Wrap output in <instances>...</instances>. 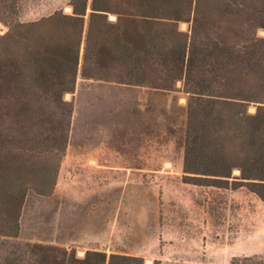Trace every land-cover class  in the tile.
Returning a JSON list of instances; mask_svg holds the SVG:
<instances>
[{
    "label": "trees",
    "instance_id": "16d2710c",
    "mask_svg": "<svg viewBox=\"0 0 264 264\" xmlns=\"http://www.w3.org/2000/svg\"><path fill=\"white\" fill-rule=\"evenodd\" d=\"M19 2L0 0V264H144L18 241L28 193L56 185L75 109L64 96L78 78L161 92L181 82L182 181L231 180L264 203V0H69L71 14L28 23Z\"/></svg>",
    "mask_w": 264,
    "mask_h": 264
},
{
    "label": "rangeland",
    "instance_id": "374dc122",
    "mask_svg": "<svg viewBox=\"0 0 264 264\" xmlns=\"http://www.w3.org/2000/svg\"><path fill=\"white\" fill-rule=\"evenodd\" d=\"M68 3L20 0L19 21L71 14ZM6 32L0 24V36ZM180 89L181 82L161 92L78 78L64 96L75 109L56 185L47 197L28 193L18 241L72 248L77 257L91 249L137 256L144 264H264V203L231 180L224 188L182 181L187 95Z\"/></svg>",
    "mask_w": 264,
    "mask_h": 264
},
{
    "label": "crops",
    "instance_id": "0c3cea01",
    "mask_svg": "<svg viewBox=\"0 0 264 264\" xmlns=\"http://www.w3.org/2000/svg\"><path fill=\"white\" fill-rule=\"evenodd\" d=\"M66 10H67V12H70V11H71V9H70L69 7L66 8ZM182 149H183V146H182ZM236 173H237V175L239 174L238 171H237ZM252 194H253V193H252ZM236 232H237V231H236ZM236 235H237V233H236ZM247 235H248V232H247ZM247 238H249V236H247ZM237 244H238V238H237V236H236V245H237ZM242 254H243L244 256H247V255L252 254V252L249 251V250H246V251H243Z\"/></svg>",
    "mask_w": 264,
    "mask_h": 264
},
{
    "label": "water",
    "instance_id": "95a60500",
    "mask_svg": "<svg viewBox=\"0 0 264 264\" xmlns=\"http://www.w3.org/2000/svg\"><path fill=\"white\" fill-rule=\"evenodd\" d=\"M262 34L264 35V32L262 31Z\"/></svg>",
    "mask_w": 264,
    "mask_h": 264
},
{
    "label": "bare ground",
    "instance_id": "6f19581e",
    "mask_svg": "<svg viewBox=\"0 0 264 264\" xmlns=\"http://www.w3.org/2000/svg\"><path fill=\"white\" fill-rule=\"evenodd\" d=\"M234 172H237V171H234Z\"/></svg>",
    "mask_w": 264,
    "mask_h": 264
}]
</instances>
